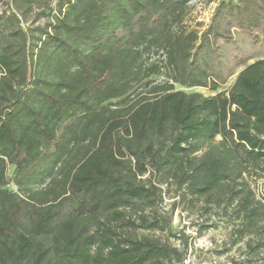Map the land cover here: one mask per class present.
<instances>
[{"label":"trees","instance_id":"obj_1","mask_svg":"<svg viewBox=\"0 0 264 264\" xmlns=\"http://www.w3.org/2000/svg\"><path fill=\"white\" fill-rule=\"evenodd\" d=\"M194 1L0 0V264H184L180 205L264 264V0Z\"/></svg>","mask_w":264,"mask_h":264},{"label":"rangeland","instance_id":"obj_2","mask_svg":"<svg viewBox=\"0 0 264 264\" xmlns=\"http://www.w3.org/2000/svg\"><path fill=\"white\" fill-rule=\"evenodd\" d=\"M214 3L206 2V0H198L191 3L189 12L185 17V24L188 27L197 26L202 28L208 20L210 12ZM4 5L0 3V10ZM235 74L231 76L226 84L220 89H227L234 81ZM176 89L185 91H199L204 95H210L206 88H186L179 85ZM251 186L258 196L264 194V178H257L251 180ZM10 188H12L10 186ZM174 191L164 194L163 201L159 206V211H169L170 205L175 198ZM236 221L232 218L222 215L220 210L213 209L210 213H205L198 209H188L184 205L176 208L172 215L171 229L172 232L179 235L183 233L187 237L189 248L186 252L185 258L189 260L188 264H231L232 259L243 260L248 256L245 247V239H236ZM206 226V227H205ZM142 234H150L158 236L157 232L140 231ZM171 243L177 244L178 241L174 238L169 239ZM210 241L211 246L205 247L206 242Z\"/></svg>","mask_w":264,"mask_h":264},{"label":"built area","instance_id":"obj_3","mask_svg":"<svg viewBox=\"0 0 264 264\" xmlns=\"http://www.w3.org/2000/svg\"><path fill=\"white\" fill-rule=\"evenodd\" d=\"M212 244L210 241L206 242V246L205 247H210ZM183 263L184 264H188L189 263V260L187 258H184L183 260Z\"/></svg>","mask_w":264,"mask_h":264}]
</instances>
